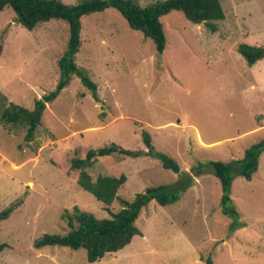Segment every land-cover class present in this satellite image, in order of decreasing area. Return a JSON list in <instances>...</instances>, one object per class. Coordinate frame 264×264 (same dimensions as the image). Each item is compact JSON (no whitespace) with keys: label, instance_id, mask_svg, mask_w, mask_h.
Returning <instances> with one entry per match:
<instances>
[{"label":"rangeland","instance_id":"374dc122","mask_svg":"<svg viewBox=\"0 0 264 264\" xmlns=\"http://www.w3.org/2000/svg\"><path fill=\"white\" fill-rule=\"evenodd\" d=\"M157 1L164 0H135L140 6ZM220 3L225 16L215 21V32L180 11L161 16L162 53L115 8L81 17L75 62L96 83L99 100L72 76L46 104L33 140H24L23 123L0 120V209L16 206L0 221L6 243L0 264H264V150L250 180L232 173L229 206L236 220L222 214L220 182L211 172L182 177L210 160L238 159L264 138V58L248 65L237 51L239 43L264 47V0ZM14 17L8 5L0 11V113L9 102L31 109L36 97L54 89L68 38L62 19L28 30ZM142 130L183 174L155 157L119 154L97 157L85 170L92 179L124 173L116 195L128 201L159 184L168 191L184 186L180 198L166 205L151 200L135 221L141 233L94 262L84 248L34 247L44 233L66 234L68 219L76 224L75 207L110 216L77 183L80 170L70 167L71 159L111 142L144 149ZM108 207L116 212L121 204L115 198Z\"/></svg>","mask_w":264,"mask_h":264},{"label":"trees","instance_id":"16d2710c","mask_svg":"<svg viewBox=\"0 0 264 264\" xmlns=\"http://www.w3.org/2000/svg\"><path fill=\"white\" fill-rule=\"evenodd\" d=\"M10 6L15 14V21L28 30L33 29L37 24L46 22L52 18L62 19L68 25V38L65 50L57 59L59 76L57 83L51 91L36 97L31 109L19 104L9 102L0 113V120L5 123H23L25 125L24 140L34 139L37 126L41 123V117L46 104L53 101L61 90L69 84L72 76H76L81 84L91 91L95 101L99 100L97 85L92 80L85 68L75 62V54L78 52L81 40V17L92 12L102 11L107 8H115L126 20L129 27L142 32L145 38L153 41L158 53H162L166 46V35L160 18L170 11H180L183 16L195 23L205 22L206 27L211 31L217 30L215 21L222 20L225 16L220 0H164L157 1L148 6H140L135 0H78L74 4H66L61 0H0V11L4 6ZM238 53L244 58L248 65H252L259 59L264 58V47L239 43ZM1 52V44H0ZM141 139L144 149L131 150L111 142L103 146L89 148L84 157H73L70 167L79 169L77 183L86 191L90 192L97 200L105 205L109 217L98 218L90 212L78 211L72 219H68L70 230L66 234L44 233L33 242L34 247L45 245L67 246L71 249L84 248L88 262H94L102 258L106 253L115 252L128 244L134 235L140 234L135 224L141 210L151 201L155 200L160 205H166L177 201L183 192L180 190L168 191L164 184L148 186L138 192L131 201L116 195L117 190L126 181L124 173L118 176L99 174L92 177L85 170L91 167L97 157L111 154H119L129 157H155L162 166L175 173L190 175L197 169L212 166L211 173L216 176L221 186V212L234 218L238 212L234 207L229 206V196L232 173L250 180L257 170L258 158L264 150V138L246 147L243 156L230 161L210 160L203 165L193 167L190 171H181L178 162L165 154L154 149L152 138L148 131L142 130ZM190 182V181H189ZM117 199L121 208L112 212L108 205ZM14 204L0 209V221L9 217L15 209ZM240 225L237 224L236 227ZM6 243L0 242V252ZM211 264V260H206Z\"/></svg>","mask_w":264,"mask_h":264},{"label":"water","instance_id":"95a60500","mask_svg":"<svg viewBox=\"0 0 264 264\" xmlns=\"http://www.w3.org/2000/svg\"><path fill=\"white\" fill-rule=\"evenodd\" d=\"M201 23H203V22H201ZM211 171H212V166H209L207 168H203V169L197 170L196 173H198V172H201V173H203V172H211Z\"/></svg>","mask_w":264,"mask_h":264},{"label":"crops","instance_id":"0c3cea01","mask_svg":"<svg viewBox=\"0 0 264 264\" xmlns=\"http://www.w3.org/2000/svg\"><path fill=\"white\" fill-rule=\"evenodd\" d=\"M184 126V125H183ZM262 126H264V125H262ZM259 127V126H258ZM245 149V148H244ZM243 152H244V150H243ZM262 153V152H261ZM260 157V156H259ZM258 162H259V158H258ZM258 168V167H257ZM185 170V169H184Z\"/></svg>","mask_w":264,"mask_h":264}]
</instances>
